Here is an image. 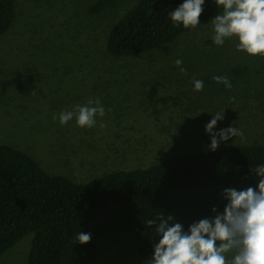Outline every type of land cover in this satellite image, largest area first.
Here are the masks:
<instances>
[{
	"label": "trees",
	"instance_id": "16d2710c",
	"mask_svg": "<svg viewBox=\"0 0 264 264\" xmlns=\"http://www.w3.org/2000/svg\"><path fill=\"white\" fill-rule=\"evenodd\" d=\"M41 1L0 0V45H12L4 53L12 58L16 69L27 72L21 63L39 61L51 74L61 54H55L54 48L47 50L37 27L21 23L18 18L19 3L38 11ZM113 1L92 0V11L102 14L114 10ZM164 2L163 10V0H139L112 29L110 52L117 56L151 52L157 49V31L158 46L180 41L183 35L204 26L223 11L215 0H205L201 24L185 29L183 24L173 26L170 13L176 9L175 0ZM17 50L26 52L27 57L19 58ZM4 66H0L2 77L10 70H4ZM32 72L36 75L37 70ZM125 73L117 76L110 100L102 105L107 122L119 118L120 110L131 100V91L121 90L130 81L122 77ZM215 76L228 77L231 88L252 77H264V57H252L207 76L208 83L221 90L229 89L218 84ZM40 77L48 75L41 72ZM165 78H169L168 74ZM49 83L46 81L45 85ZM29 92L34 91L27 89L22 97H29ZM67 92L63 86L61 94ZM79 103L81 107L88 101L81 96ZM146 105L135 103L139 112L112 136L115 141L106 135L88 141L89 147L115 161L102 175H87L79 148H73L75 156L68 158L61 152L53 162L46 152L37 156L40 162L25 150L0 142V256L19 239L33 235L30 264H90L97 245L92 239L88 244L79 243L77 233H94L101 238L114 230H125L136 237L137 247L148 262L154 256L153 243L159 239L155 226L146 224L148 219L162 213L188 231L192 223L212 218L213 207L223 212L227 203L224 189L240 191L253 187L258 191L259 179L251 168L264 164V143L187 152L180 144L167 140L162 131L165 127L157 123L150 110L153 105L148 101ZM62 140L57 138L55 146L68 150ZM47 163L52 166L44 165Z\"/></svg>",
	"mask_w": 264,
	"mask_h": 264
},
{
	"label": "rangeland",
	"instance_id": "374dc122",
	"mask_svg": "<svg viewBox=\"0 0 264 264\" xmlns=\"http://www.w3.org/2000/svg\"><path fill=\"white\" fill-rule=\"evenodd\" d=\"M63 1L69 5L75 4V17L81 21L78 30L64 29L52 23L49 16L44 14L45 7L52 4L50 0L38 3V11L19 3L20 22L36 26L46 49L54 48L55 54H61L51 74L43 69L39 61L26 65L21 63L27 72L16 69L12 58L6 51L4 53L12 45L8 42L0 45V66L8 62L3 69L10 68L5 72L6 77L0 75V142L25 150L35 158L47 152L52 156V162L61 152L68 158L75 156L73 148H79L87 175H102L115 161L89 147L88 141L106 130L105 114H97L96 124L90 128L78 126L75 117L61 125L59 114L78 111L81 96L86 101L99 100L101 105H105L110 100L113 82L122 72H126L122 77L130 81L121 90L131 91V100L120 110V118L110 124L108 139L115 141L112 136L121 126L132 122L133 115L139 112L134 108L135 103L146 107L148 101L153 105L150 110L155 114L157 123L165 127L162 131L167 140L180 144L187 152L210 150L211 137L205 126L217 112H225V118L218 121L214 131L236 126L243 132L242 137L221 142L218 149L264 143V77H252L227 91L207 81L208 75L243 63L233 52L235 45L239 44L237 37L227 38L222 46L215 45L211 20L183 35L180 41L160 48L153 56L114 59L106 52L107 32L114 20L111 14H90V0ZM136 1L119 0L117 17ZM83 11L85 26L82 22ZM88 21H91L89 25ZM85 32H89L91 37L87 38ZM71 35H78L81 39L77 40ZM16 54L19 58L27 57L22 50H17ZM177 59L182 60L180 66L175 64ZM181 67L185 69L184 72L180 71ZM35 70L36 75L32 72ZM41 72L48 77H40ZM166 74L169 78H165ZM194 80L203 81V90H195ZM12 81L14 85L9 84ZM46 81L50 83L45 85ZM63 86L68 91L66 95L61 94ZM27 89L34 92H29V97H22ZM53 89L61 92L58 94ZM57 138L63 139V145L69 149L57 148ZM44 165L52 166L49 163ZM104 238H109L102 240L104 245L110 243L102 249L106 255L102 260L104 264H127L137 252L136 237L125 230H114ZM32 239L33 235L25 238L0 260V264H30ZM219 244L220 241H217V246ZM225 255L228 260L233 257L232 253Z\"/></svg>",
	"mask_w": 264,
	"mask_h": 264
},
{
	"label": "clouds",
	"instance_id": "9594fccd",
	"mask_svg": "<svg viewBox=\"0 0 264 264\" xmlns=\"http://www.w3.org/2000/svg\"><path fill=\"white\" fill-rule=\"evenodd\" d=\"M90 2L92 3V0ZM113 3H116L114 10L102 14L96 10L92 11V4L89 7L92 15L111 14L114 18L107 32V54L114 59H139L155 55L157 49L141 55L137 53L117 56L110 52L109 39L112 29L139 3V0L120 17H117L119 0H114ZM204 3L205 0H184L182 5L170 13L173 26L179 27L183 24L184 28L188 29L201 24L200 16ZM215 3L223 11L211 21L215 31L213 43L222 46L227 38L237 37L240 50L253 57H264V0H215ZM171 44L172 42L158 46V51ZM175 64L180 66L182 60L177 59ZM180 71L184 72L185 69L181 67ZM213 79L218 84L223 83L226 88L232 87L226 76H215ZM194 87L197 91L203 90V81L194 80ZM97 114L103 116L104 107L99 100H89L87 105L79 107L78 111L61 112L59 120L61 125H64L75 117L78 126L90 128L96 124ZM212 116L211 121L205 126L211 137V151H216L221 142L226 143L232 137L243 136V132L236 126L221 129L219 132L214 131L218 121L224 120L225 112H217ZM251 172L259 179L258 191L253 187L240 191L235 188L224 189L223 198L227 203L223 212L213 207L212 218L192 223L188 231H184L181 223H172L171 216L165 218L162 213L155 219H148L146 224L149 227L155 226L159 237L158 242L153 243L154 256L146 262L137 247V252L131 256L127 264H137V253L138 264H264V164L251 168ZM106 236L107 234L100 239H109L104 238ZM76 238L79 243L88 244L92 237L90 233L81 232L77 233ZM24 239H19L0 257L10 254ZM217 241H220L219 246ZM228 253L233 254L231 260L226 259L225 254Z\"/></svg>",
	"mask_w": 264,
	"mask_h": 264
},
{
	"label": "bare ground",
	"instance_id": "6f19581e",
	"mask_svg": "<svg viewBox=\"0 0 264 264\" xmlns=\"http://www.w3.org/2000/svg\"><path fill=\"white\" fill-rule=\"evenodd\" d=\"M52 4L48 7H45V12L47 16L51 19L52 23L55 26L68 29V28H75L76 30L79 29L81 21L75 17V13L77 11V8L75 7V4H66L63 0H50ZM175 7L178 8L180 5L183 4L181 0H175ZM163 4L165 5V2L163 0ZM84 16L85 13L83 11V16H82V22L85 26V21H84ZM88 25L91 23V21L87 22ZM91 30V29H90ZM89 30V31H90ZM86 37L90 38L89 32H85ZM75 39L80 40L81 38L78 35H71ZM239 44H236L235 47L233 48V52L237 55V59L241 60L243 62L249 61L252 57H249V54H247L245 51L240 50L238 47ZM120 118V117H119ZM119 118H112L111 122H107V128L104 132L100 133V135H109V128L110 124L114 121H116ZM85 131L89 132L88 130L84 129ZM100 135L96 137L93 140H98ZM160 138V137H159ZM91 239L94 240L95 244L97 245V253L94 255L93 259L90 260V264H101L102 260L106 257L104 253H102L103 248H107L109 244L104 245L101 239L94 233H91ZM111 256V255H110ZM104 264V263H102Z\"/></svg>",
	"mask_w": 264,
	"mask_h": 264
},
{
	"label": "water",
	"instance_id": "95a60500",
	"mask_svg": "<svg viewBox=\"0 0 264 264\" xmlns=\"http://www.w3.org/2000/svg\"><path fill=\"white\" fill-rule=\"evenodd\" d=\"M163 10H164V4H163ZM163 28H164V20H163ZM157 52H158V31H157ZM158 83H159V79H158V75H157V85H158ZM137 264H138V253H137Z\"/></svg>",
	"mask_w": 264,
	"mask_h": 264
}]
</instances>
